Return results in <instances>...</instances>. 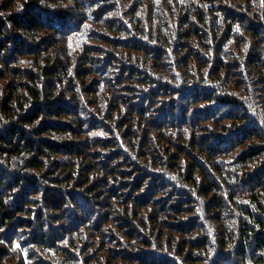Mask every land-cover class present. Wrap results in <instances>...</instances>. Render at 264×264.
I'll return each instance as SVG.
<instances>
[{
  "label": "trees",
  "instance_id": "1",
  "mask_svg": "<svg viewBox=\"0 0 264 264\" xmlns=\"http://www.w3.org/2000/svg\"><path fill=\"white\" fill-rule=\"evenodd\" d=\"M0 264H264V0H0Z\"/></svg>",
  "mask_w": 264,
  "mask_h": 264
}]
</instances>
